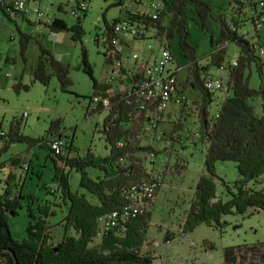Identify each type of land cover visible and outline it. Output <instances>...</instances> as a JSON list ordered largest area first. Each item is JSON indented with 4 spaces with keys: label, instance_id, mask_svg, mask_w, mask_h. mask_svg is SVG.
Segmentation results:
<instances>
[{
    "label": "trees",
    "instance_id": "1",
    "mask_svg": "<svg viewBox=\"0 0 264 264\" xmlns=\"http://www.w3.org/2000/svg\"><path fill=\"white\" fill-rule=\"evenodd\" d=\"M121 0H115L114 4H120ZM170 12L156 19L159 31L165 36L168 45L172 42L175 30L179 33V46L185 54L190 57L188 71L191 74L185 76L181 84L198 90V96L194 97L196 102L195 111L200 120L199 129L191 133V138L207 143L204 152V167L200 176L195 182L193 196L190 198V205L185 212L181 231L186 232L201 222L209 225H221V214L236 210L240 213L252 206L253 208L264 209V185L260 188H253L248 181L253 182L261 179L264 172V63L256 53L255 43L243 36L237 29H233L230 19L233 15L226 17L223 13L213 9L204 0H166ZM192 4L199 12V21L203 28L210 27V18L219 23L217 38L210 34L211 43L215 45L226 42H234L239 46L235 64L226 66L228 75L227 84L229 92L224 95L218 115L209 112L210 102L213 99L214 90L207 89L203 84L209 65L221 66L224 60L225 46L211 51V59L208 63L201 65L195 56L193 45L187 41V30L184 24L186 14L185 5ZM59 6H61L59 4ZM251 6V13H250ZM241 3L238 6L240 9ZM60 7H58L59 9ZM3 12L10 17L5 10ZM125 13V11H124ZM256 26L257 0H247L245 23L249 21ZM21 15V13H19ZM121 16V15H120ZM117 16L112 22H105L104 54L105 61L111 62L113 58H120V52H111V37L113 35V24L120 18ZM31 23L34 21L21 15ZM162 19L166 22L162 23ZM235 23V22H234ZM46 27L54 32L66 29L74 40L81 39L83 33L79 15L71 25H68L62 17L53 15L50 22L45 23ZM19 32V53L23 61L26 58L27 42L35 37L39 53L36 56L31 74L32 80L48 84L52 75L58 81L59 88L68 90L71 84L69 76V64L56 57L49 47L41 44L33 32H23L16 25ZM82 57L81 67L89 75L93 84V92L89 95L90 102L93 96H107L109 103L99 98L91 107L87 105V112H96L103 107L108 112L102 119L101 129L107 142V152L95 154L87 148L83 155L73 152L75 144L73 135H62L60 118L50 121L47 131L41 136H28L22 134L19 125L11 122L10 130L7 133L0 131L2 139L1 149L4 150L13 141L30 140L31 143L46 145L54 163V178L57 181L56 188L60 190V198L66 205V210L60 219L63 227V234L59 240L53 242L49 231V215L53 213L50 204H38L35 210L28 207V214L31 218L25 225V234L21 238L13 236L9 227V213L11 210L17 212L21 206L20 198L24 197L21 191L14 193L11 172L5 176V186L0 190V264H152V256L142 251V245L147 240V225L150 220V209L144 206L141 210L132 214L126 220L124 229L112 226L105 229L100 239L92 244L97 233L99 216L112 209H121L126 202V190L132 185H137L142 180L166 173L167 160H162L159 172L152 173V169L145 167V157L149 150L157 152L151 144L142 143V131L145 120L149 117L146 108L139 107V100L135 93L128 90V87L111 89L108 81H99L94 76L91 63L87 60L86 50L81 46ZM254 67L257 71L259 84L257 87L249 84V74ZM29 84L20 80L15 82L14 88H27ZM254 98L259 100L260 112H256ZM187 109L193 106L187 103V97L180 106L181 113H187ZM185 118L180 115L177 120H167L169 125L162 128V137L169 141L164 149L170 150L169 143L180 140L178 132L183 127ZM164 119L160 120L162 122ZM62 135L66 140L64 153H53L49 147L50 140ZM166 142V141H165ZM15 157H10V164ZM233 160L236 162L238 176L229 184L223 177L217 175L214 170L218 160ZM57 160L62 162L58 164ZM91 166L101 170L96 177L90 176L86 167ZM185 166V160L177 156L171 166V172H180ZM65 167H74L79 173L78 187L85 190L79 192L73 190L68 181L69 171ZM154 172V171H153ZM14 175V173H13ZM216 178L220 179L229 198L222 199L216 193ZM161 179V178H160ZM160 186V181L154 188V195ZM90 194V196L88 195ZM153 195V197H154ZM153 197L148 199L149 204ZM92 198V199H91ZM119 229V230H117ZM173 232L166 231L164 239L170 240ZM239 246L229 245L224 248V264H232L235 258L234 249ZM256 249L255 251H257ZM252 251V252H255ZM163 264V263H161ZM193 264V263H192ZM208 264V263H198Z\"/></svg>",
    "mask_w": 264,
    "mask_h": 264
},
{
    "label": "rangeland",
    "instance_id": "2",
    "mask_svg": "<svg viewBox=\"0 0 264 264\" xmlns=\"http://www.w3.org/2000/svg\"><path fill=\"white\" fill-rule=\"evenodd\" d=\"M213 9L229 16L230 6L234 0H204ZM60 2V3H59ZM87 6L83 11L78 12L81 29L83 31L81 39L74 40L70 37L69 31L62 29L54 32L49 29H42L34 26L30 21L22 18L21 15H11L8 17L0 11V131L7 133L10 130L11 122L19 125L22 134L36 137L43 135L54 118H60V128L62 135H73L75 144L74 153L83 155L87 148L95 154L107 152V142L101 129V121L108 112L107 107H103L96 112H87V105L90 102L89 95L93 92L92 80L81 67V57L83 46L86 50L87 60L91 63L94 76L99 81H106L107 74L110 73V64L105 61L104 40L105 22H112L114 18L124 13L119 4H114L115 0H86ZM76 0H55L50 4V0H40V4L47 9L53 6L59 9H51L56 16L66 20L71 25L76 20V15L70 13V6L75 5ZM59 4L61 6H59ZM64 8V9H63ZM66 8V9H65ZM186 14L184 24L187 30V41L193 45L195 56L198 62L203 65L210 61V53L216 45L211 43L210 34L217 38L219 23L214 18H210V27L205 29L199 21V12L192 4L185 5ZM27 18L31 19L30 16ZM16 25L23 32H33L41 39V44L50 48L56 57L69 64L71 84L68 90L59 88L58 81L54 75L51 76L48 84L32 80L31 66L35 63L39 53L35 37L27 42L25 61L19 56V32ZM241 28H246L247 38L255 44L264 46V25L257 29L248 21ZM257 29V30H256ZM14 35L11 40L10 35ZM179 33L175 30L172 42L169 47L176 58V62L183 65L178 73V80L187 103L193 106L187 109V113H181L182 103H170L164 110V120L159 123L158 129L162 130L169 120H177L183 114V127L178 130L180 140H175L167 146L170 150H165L167 142L164 139L150 140L142 137V143L151 144L158 149L153 163L152 173L159 172L162 160H167L166 173L161 176L160 186L153 197L151 205L146 203L150 209V220L147 225V240L142 245V251L152 256V264H224V248L229 245L239 246L234 249L235 258L232 264H264V209L247 206L242 213L233 209L229 213L220 216L221 225H209L201 222L191 230L181 231L185 212L190 205V198L193 196L195 182L204 167V152L207 143L191 138V133L199 129V118L195 111L196 102L194 97L198 96V90L190 86L184 87L181 81L189 73L188 67L191 61L184 50L179 46ZM225 46L224 60L221 66L209 65L208 69L217 73H224L228 63L236 60L239 46L234 42L218 45ZM137 49L140 53L146 51V47L140 42L132 44L126 49L125 54ZM7 61H4L6 56ZM191 75V74H190ZM20 80L29 84L27 88L15 89L13 85ZM112 84L111 89H117L121 85ZM249 84L257 87L259 78L254 67L249 74ZM224 90L213 92V99L210 102L209 112H215L224 98ZM256 112H260L259 100L254 98ZM95 102L89 104L91 107ZM168 120V121H167ZM2 139L0 137V190L5 186V176L8 173L6 163H9L12 155H18L22 161L19 178L13 183L14 193L18 188L25 194L20 198L21 206L17 207L16 213H9V227L13 236L21 238L25 234V225L31 218L28 214V207L35 210L38 204H50L53 209L49 217V231L51 240L55 242L62 237L63 227L61 218L65 213L66 205L60 198V190L56 188L57 181L54 178V161L50 156L46 145L31 143L30 140L13 141L6 149L2 150ZM168 144V143H167ZM177 156L185 160V166L180 172H171L173 162ZM58 163V162H57ZM58 164L62 165L60 161ZM10 166V165H9ZM170 167V168H169ZM150 168V169H152ZM236 162L233 160H218L214 170L217 175L223 177L231 184L238 172ZM92 177H96L101 170L91 166L86 167ZM69 171L68 181L71 188L79 192L85 190L78 187L79 173L74 167H65ZM173 170V168H172ZM154 171V172H153ZM216 193L222 199L229 198L230 194L222 185L220 179L216 178ZM248 185L253 188H260L264 185V172L259 181H248ZM90 196V194H88ZM91 197V196H90ZM92 199V198H91ZM119 230V229H117ZM173 232L170 240H165L166 231ZM104 228L101 223H97V233L92 244L96 243ZM123 231V229H122ZM258 249L257 251H255ZM255 251V252H252Z\"/></svg>",
    "mask_w": 264,
    "mask_h": 264
},
{
    "label": "built area",
    "instance_id": "3",
    "mask_svg": "<svg viewBox=\"0 0 264 264\" xmlns=\"http://www.w3.org/2000/svg\"><path fill=\"white\" fill-rule=\"evenodd\" d=\"M241 3L240 9L238 6ZM247 0H234L230 6V24L233 29H237L245 36L246 28H241L245 23ZM86 0H76L75 5L70 6V13L78 15V12L86 9ZM125 13L113 24L111 37V52H120V58H113L109 62L111 68L107 74V79L111 85L118 84L120 87H128V90L136 94L139 100V107L146 108L149 115L145 120L141 136L150 140L161 139L162 130L158 129L159 121L164 119V110L170 103H182L186 95L178 80V73L183 65L177 63L175 56L170 50L165 36L159 31L156 19L161 15L165 16L170 12L166 0H121L119 4ZM57 6H53L52 9ZM5 9L10 15H21L31 17V20L44 24L50 22L53 17L51 8L43 7L40 0H0V10ZM145 11V19L134 18L135 11ZM257 29L264 25V0H257ZM162 23L166 20L162 19ZM235 22V23H234ZM256 29V30H257ZM142 43L146 47L144 53L133 49L129 54H125L132 44ZM224 43V42H223ZM220 43V44H223ZM217 44L214 49H218ZM221 47V46H220ZM255 49L261 62L264 63V46L256 42ZM231 62L230 64H235ZM134 72L143 73L142 80H132ZM228 71L215 73L209 69L203 76V84L207 89L218 91L224 90V94L229 92L227 84ZM119 87V88H120ZM117 88V89H119ZM101 99L104 103H109L107 96H93V101ZM218 115V108L213 113ZM167 143L169 142L166 138ZM53 153H64L66 140L62 135L54 136L50 142ZM156 153L149 150L145 157V167L152 168ZM160 176L153 179L142 180L136 186L132 185L126 190V202L121 209H112L99 216L101 227L108 229L118 226L124 229V224L128 217L141 210L148 199L154 195V188L159 183Z\"/></svg>",
    "mask_w": 264,
    "mask_h": 264
},
{
    "label": "crops",
    "instance_id": "4",
    "mask_svg": "<svg viewBox=\"0 0 264 264\" xmlns=\"http://www.w3.org/2000/svg\"><path fill=\"white\" fill-rule=\"evenodd\" d=\"M53 3H55V0H50V4H53ZM59 3H60V2H59ZM51 9H52V8H51ZM57 9H58V7H57ZM63 9H64V8H63ZM65 9H66V8H65ZM0 11L3 12V10H0ZM3 13H4V12H3ZM52 13H53V15L56 16V13H54V12H52ZM32 24H35L34 26L40 28L41 31H42V29H48V28L46 27V25L41 24V23H37L36 21L33 22ZM9 39L13 40V39H14V35L11 34ZM0 54H1V53H0ZM8 59H9V56L7 55V56L4 58V61H7ZM31 68H32V66H31ZM103 81H104V80H103ZM57 161H58V163L60 162L59 160H57ZM12 162H14L15 165H11V164H10V161H9V163H6V165H7L8 172H9V170L12 171L10 176L13 177L11 180H12V182L14 183V182H16V181L18 180V178H19L20 172L22 171V169H21L20 166H21V164H22L23 162L17 160L16 157H15V159H14ZM9 165H10V166H9ZM13 173H14V175H13ZM13 188H15L14 185H13ZM17 191H21V188H18Z\"/></svg>",
    "mask_w": 264,
    "mask_h": 264
},
{
    "label": "bare ground",
    "instance_id": "5",
    "mask_svg": "<svg viewBox=\"0 0 264 264\" xmlns=\"http://www.w3.org/2000/svg\"><path fill=\"white\" fill-rule=\"evenodd\" d=\"M250 13H251V6H250ZM250 13H249V21H250ZM145 14H146L145 11L137 10V11H135L134 18L145 19ZM247 34H248V33H245V36H246V37H247ZM142 74H143V73L134 72V73L132 74V80H139V81H141V80H142Z\"/></svg>",
    "mask_w": 264,
    "mask_h": 264
},
{
    "label": "water",
    "instance_id": "6",
    "mask_svg": "<svg viewBox=\"0 0 264 264\" xmlns=\"http://www.w3.org/2000/svg\"><path fill=\"white\" fill-rule=\"evenodd\" d=\"M10 212H11V213H14V211H13V210H11Z\"/></svg>",
    "mask_w": 264,
    "mask_h": 264
}]
</instances>
